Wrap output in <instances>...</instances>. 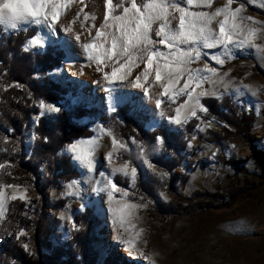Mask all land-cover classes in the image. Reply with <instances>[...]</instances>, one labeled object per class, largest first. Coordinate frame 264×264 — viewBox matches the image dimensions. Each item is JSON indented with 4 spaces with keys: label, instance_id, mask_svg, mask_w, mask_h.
Listing matches in <instances>:
<instances>
[{
    "label": "rangeland",
    "instance_id": "374dc122",
    "mask_svg": "<svg viewBox=\"0 0 264 264\" xmlns=\"http://www.w3.org/2000/svg\"><path fill=\"white\" fill-rule=\"evenodd\" d=\"M225 3L226 0H214L211 10ZM85 4L86 7L80 3H73L66 12L62 11L55 31L44 25H32L28 28L35 29L36 33L27 39L24 48L28 47L32 38L39 37L42 46L29 50L44 52L48 46H56L63 50L61 64L51 70L50 76L54 81L65 84L68 91L63 99L38 102L40 113L30 115L23 133L20 154H17L15 149L10 151L8 146L2 148L1 164L7 167L0 170L1 185H8L2 180L6 175L16 176L11 155L28 158L32 154L36 144L35 129L39 117L55 113L42 109L41 103L61 108L67 105L68 100L73 106L72 99H76L75 104L81 103L88 109L97 107L98 112L77 118V121L88 126L93 134L76 138L60 150L62 155L71 159L78 175L70 180H64L62 173L55 171L53 177L56 183L44 198L45 202L37 209L42 210L49 220L52 230L50 240L54 245L69 241L74 230V216L90 210L92 215L89 217L94 219L95 226L85 232L87 239L84 245L86 254L95 261V264H104L115 250L121 252L127 264H264V165L254 157L256 150L264 152V111L256 118L246 116L252 119L250 135L254 138L251 143L244 132H237L235 126L234 130H230L220 124L214 127L209 122L212 118L227 122L222 117L231 114L234 96L242 90L254 87L258 91L257 97L262 95L264 58L254 48L248 46L241 48L230 46V57L222 47L203 49L202 51L208 55L192 67H203L208 63L218 70V76L213 77L215 83L208 82L203 85L205 90L215 94L201 96L199 103L205 104L206 99L216 100L221 106V113L212 112L210 109L207 112L199 111V105L189 101L181 110V117L187 114L188 119L177 125L169 117L175 115V109L187 97L181 96L176 103L164 98L161 107L157 108L156 100L159 97L154 92L159 89L150 90L153 91L152 95H145L142 89L133 87L130 82L142 70L143 65L141 69H136L129 81L117 82L114 85H109L104 79V72H110V67L105 68L104 72L96 70V64L88 59L83 48L84 44L92 41L95 29H91L93 35L89 36L86 28L82 27L83 13L79 19L77 13L80 12L78 8L83 7L84 13L96 17L94 21L89 20L87 25L95 23L99 27L103 23L105 13L104 0H85ZM241 5L244 6L242 13L244 16L264 22V7L259 6V0L255 3L250 0H234L231 7L235 9ZM66 27H70L72 31H65ZM0 28L7 35L28 30L6 29L2 25ZM78 34L81 37L79 40L76 39ZM255 43L264 46V34ZM213 55L223 58L224 63L216 64L210 59ZM35 75L39 77L41 71H37ZM245 85L248 87L245 88ZM108 88H112L111 94L106 90ZM199 91L200 89L194 92L193 96L195 97ZM131 92L134 93L136 100L132 106L142 113V123L147 130L156 129L158 122L164 125L166 118L169 119L166 126L175 132L184 128L190 120H197L189 133L187 148L181 150V157L173 161L172 154L158 139L153 150L154 156L150 157L144 145L133 135L125 139L116 136L107 128L103 116L112 114L114 112L112 108L116 105L115 102H110V95L118 98ZM225 92H231L233 95L224 94ZM191 108L197 111L195 117L190 115ZM236 116L241 118L244 115L236 113ZM83 118H88V122L83 123ZM154 118L157 119V123L154 122ZM100 133L104 134L102 140ZM113 137L124 147L113 153L112 161L109 163L106 156L113 151ZM107 138L110 141L108 145L105 141ZM80 140L95 141V170L91 173L74 160L73 153L68 151L70 144ZM212 140H216L220 146L216 159L213 158V149L208 144ZM125 164L129 165V171L131 168L136 169L134 181L130 176L113 171ZM22 175L23 173L18 172V176ZM24 177L26 176L22 178ZM46 177L42 174L33 178L32 183L25 180L23 184L11 183L20 186L16 190L17 195L27 189V209L31 212L35 202L40 201V188ZM109 179L116 183L121 192L128 193L127 196H122L121 192L116 193V200L120 205L128 202L140 206L134 210L130 218L135 228L123 232L125 239H134L135 232L143 230L137 247L131 252L125 244L115 239L117 230L112 224L107 194L93 191L98 186L97 181H100L99 186H102L103 182ZM4 191L9 197L5 202L7 210L14 190L6 188ZM81 205L84 206L83 209ZM113 206H118L115 201ZM21 230L26 233L23 235L26 238L23 245H28L26 252L30 253L34 246V230ZM77 247L81 250L80 244ZM81 257L82 254L79 252V258Z\"/></svg>",
    "mask_w": 264,
    "mask_h": 264
},
{
    "label": "snow or ice",
    "instance_id": "6c2138e0",
    "mask_svg": "<svg viewBox=\"0 0 264 264\" xmlns=\"http://www.w3.org/2000/svg\"><path fill=\"white\" fill-rule=\"evenodd\" d=\"M233 2L234 0H226L223 6L211 10L214 0H104L105 13L99 27L95 23L87 25L89 20L94 21L96 17L84 13L83 7L77 13L78 19L83 13L82 27L86 28L89 36L93 35L91 29H95L92 41L84 44L83 48L88 59L96 64L97 71L104 72L105 68H111L110 72H104V79L109 85L129 81L136 69H141L143 65L142 70L130 82L133 87L142 89L145 95H152L153 91L150 90L159 89L154 92L159 97L156 100L157 108L161 107L164 98L176 103L181 96L187 97L175 109V115L169 117L173 123L179 125L188 119L187 114L181 117V110L189 101L199 105V111L206 112L207 109L199 103V98L215 94L209 93L203 85L208 82L215 83L213 77L218 76V70L208 63L203 67H192L208 55L203 49L222 47L230 57L231 47L248 46L264 58V46L255 43L264 34V22L244 16L243 5L233 9ZM250 2L255 3L256 0ZM73 3L87 6L85 0H0V25L12 30H17L22 25H44L55 31L62 11L66 12ZM259 6L264 7V0H259ZM65 31L71 32L72 29L66 27ZM80 38L79 34L76 35L77 40ZM40 46L41 39L35 37L29 41L25 51ZM210 59L216 64L224 63L220 56L213 55ZM198 89L200 91L194 97L193 93ZM106 90L111 94L112 88ZM41 107L50 112L61 110L43 103ZM189 111L191 116L197 115L195 108ZM157 139L163 142L162 138ZM112 144L113 151L106 156L109 163L113 153L124 147L114 137ZM68 151L73 153L74 160L89 173L95 170V141H77L68 146ZM5 167L7 165L0 164V170ZM128 169L129 165L125 164L113 171L130 176L134 181L136 169ZM96 183L98 186L93 191L107 194L112 224L117 230L115 239L125 244L131 252L137 247L143 230L135 232L134 239H125L123 232L135 228L130 218L140 206L128 202L120 205L116 200V193L121 190L111 179L103 182L102 186H99L100 181ZM19 187L15 184L0 185V219L5 217V202L9 199L4 189L14 190L11 200H27V189L17 195L16 190ZM121 195L127 196L128 193L121 192ZM114 201L118 206H113ZM83 207L81 205L82 209ZM73 229L79 230L74 222ZM19 235L26 233L21 230ZM24 247L28 249L27 244Z\"/></svg>",
    "mask_w": 264,
    "mask_h": 264
},
{
    "label": "trees",
    "instance_id": "16d2710c",
    "mask_svg": "<svg viewBox=\"0 0 264 264\" xmlns=\"http://www.w3.org/2000/svg\"><path fill=\"white\" fill-rule=\"evenodd\" d=\"M35 33V29L30 28L7 35L0 28V164L3 159L2 148L8 146L10 151L15 149L17 154L21 153V141L30 115L40 113L38 102L63 99L68 91L65 84L54 81L50 76L51 70L61 64L63 50L48 46L44 52L25 51L23 45ZM37 71H41L39 77L35 75ZM204 102L212 112H220L221 106L216 100L206 99ZM60 109L59 112L39 117L35 129L36 144L28 158L11 155L16 176L6 175L2 179L3 183L23 184V180L32 183L33 178L42 174L47 177L42 183L41 198L35 202L33 212L27 209V202L24 200L16 199L8 204L5 217L0 221V264H95L86 254L84 245L87 239L85 232L95 226L94 219L89 217L92 211L86 210L85 214L74 216L73 221L79 230L72 231L69 241L54 245L50 240L52 230L49 220L42 210H37L56 183L53 177L55 171H60L64 180L78 175L71 159L62 155L60 150L76 138L93 134L77 118L98 112L97 107L88 109L81 103L71 106L70 100ZM222 118L232 123L238 133L244 132L250 143L253 141L254 137L250 135V117L238 118L232 108L231 114H225ZM103 120L116 136L126 139L133 135L144 145L150 157L154 156L157 138H162L163 147L172 154L173 161L181 157V150L187 148L189 133L197 123L196 119H192L184 128L175 132L160 122L156 129L150 131L142 123V113L136 111L130 103L120 105L112 114H105ZM225 130L229 132L227 128ZM254 157L264 165L263 151L256 150ZM18 172L23 175L18 176ZM23 176L26 177L22 178ZM21 229L34 230V246L30 253L26 252L23 245L26 238L19 235ZM78 244L81 245V250L78 249ZM79 252L82 254L81 258ZM122 259L124 260L121 252L115 250L104 264H127Z\"/></svg>",
    "mask_w": 264,
    "mask_h": 264
},
{
    "label": "built area",
    "instance_id": "2783aa9c",
    "mask_svg": "<svg viewBox=\"0 0 264 264\" xmlns=\"http://www.w3.org/2000/svg\"><path fill=\"white\" fill-rule=\"evenodd\" d=\"M72 102L75 105L76 99H72ZM233 109L238 115L250 116L254 118L259 117L261 113L264 111V91L262 92V95L259 97V99H254L249 96L236 98L233 101ZM82 122L83 123L88 122V118H83ZM209 122H211V125H213L214 127L220 124L222 126H226L230 130H234V125L230 122H225V121L222 122L221 120L216 118H212L211 120H209ZM103 135H104L103 133H100L101 140L103 138ZM208 144L213 149L212 151L213 158L216 159L220 148L218 142L216 140H212L209 141Z\"/></svg>",
    "mask_w": 264,
    "mask_h": 264
},
{
    "label": "crops",
    "instance_id": "0c3cea01",
    "mask_svg": "<svg viewBox=\"0 0 264 264\" xmlns=\"http://www.w3.org/2000/svg\"><path fill=\"white\" fill-rule=\"evenodd\" d=\"M224 94H232L231 92H225ZM223 94V95H224ZM233 95V94H232ZM231 96V95H230ZM244 96H249V97H252V98H254V99H259V97H257L258 96V91L256 90V88H254V87H249L248 89H246V90H242L241 91V93H237V94H235V99L236 98H239V97H244ZM110 102L111 103H113V102H115V106H114V108L116 109L118 106H120V105H122V104H124V103H130L131 105H134V103H135V99H134V93L133 92H131V93H127L125 96H119L118 98H115L113 95H110ZM121 98H124L123 100H121ZM120 102V103H119ZM206 109H207V111L209 110V107L207 106V105H205V104H203V103H201ZM113 109V108H112ZM199 109V108H198ZM112 111H114V110H112ZM206 111V112H207ZM159 113H160V111H159ZM158 114V113H157ZM166 122H169V119L168 118H166ZM166 122L164 121V125H166Z\"/></svg>",
    "mask_w": 264,
    "mask_h": 264
},
{
    "label": "bare ground",
    "instance_id": "6f19581e",
    "mask_svg": "<svg viewBox=\"0 0 264 264\" xmlns=\"http://www.w3.org/2000/svg\"><path fill=\"white\" fill-rule=\"evenodd\" d=\"M95 7V6H94ZM81 9V7L80 8H78V10H80ZM92 9H93V7H92ZM94 10V9H93ZM32 25H22L20 28H22V29H28L29 27H31ZM154 122L155 123H157V119L156 118H154ZM106 144L108 145V144H110V141H109V138H107L106 140Z\"/></svg>",
    "mask_w": 264,
    "mask_h": 264
}]
</instances>
